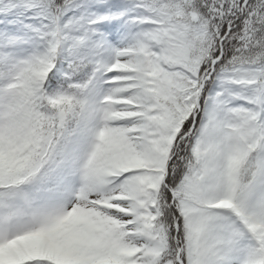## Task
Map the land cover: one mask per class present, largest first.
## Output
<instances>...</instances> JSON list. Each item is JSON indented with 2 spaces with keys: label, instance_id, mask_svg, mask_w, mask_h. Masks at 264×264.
Returning a JSON list of instances; mask_svg holds the SVG:
<instances>
[{
  "label": "snow or ice",
  "instance_id": "snow-or-ice-1",
  "mask_svg": "<svg viewBox=\"0 0 264 264\" xmlns=\"http://www.w3.org/2000/svg\"><path fill=\"white\" fill-rule=\"evenodd\" d=\"M0 264H264V0H0Z\"/></svg>",
  "mask_w": 264,
  "mask_h": 264
}]
</instances>
